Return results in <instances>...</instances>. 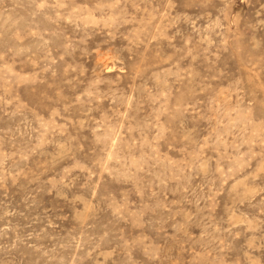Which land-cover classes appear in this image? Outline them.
Returning <instances> with one entry per match:
<instances>
[{
  "label": "rangeland",
  "instance_id": "rangeland-1",
  "mask_svg": "<svg viewBox=\"0 0 264 264\" xmlns=\"http://www.w3.org/2000/svg\"><path fill=\"white\" fill-rule=\"evenodd\" d=\"M0 264H264V0H0Z\"/></svg>",
  "mask_w": 264,
  "mask_h": 264
}]
</instances>
